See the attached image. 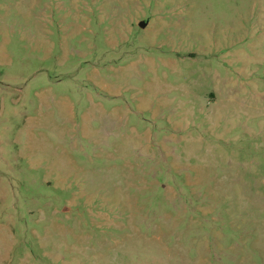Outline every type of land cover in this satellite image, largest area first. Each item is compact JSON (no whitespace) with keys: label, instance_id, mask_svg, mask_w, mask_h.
<instances>
[{"label":"rangeland","instance_id":"374dc122","mask_svg":"<svg viewBox=\"0 0 264 264\" xmlns=\"http://www.w3.org/2000/svg\"><path fill=\"white\" fill-rule=\"evenodd\" d=\"M0 264H264V0H0Z\"/></svg>","mask_w":264,"mask_h":264},{"label":"water","instance_id":"95a60500","mask_svg":"<svg viewBox=\"0 0 264 264\" xmlns=\"http://www.w3.org/2000/svg\"><path fill=\"white\" fill-rule=\"evenodd\" d=\"M139 26H140L141 28H144V27L146 26V23L142 21V22H140Z\"/></svg>","mask_w":264,"mask_h":264}]
</instances>
